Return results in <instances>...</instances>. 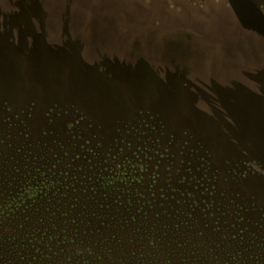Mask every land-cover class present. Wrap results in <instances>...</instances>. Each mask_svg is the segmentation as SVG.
<instances>
[{
    "label": "rangeland",
    "instance_id": "obj_1",
    "mask_svg": "<svg viewBox=\"0 0 264 264\" xmlns=\"http://www.w3.org/2000/svg\"><path fill=\"white\" fill-rule=\"evenodd\" d=\"M31 186L0 264H264V0H0V201Z\"/></svg>",
    "mask_w": 264,
    "mask_h": 264
},
{
    "label": "flooded vegetation",
    "instance_id": "obj_2",
    "mask_svg": "<svg viewBox=\"0 0 264 264\" xmlns=\"http://www.w3.org/2000/svg\"><path fill=\"white\" fill-rule=\"evenodd\" d=\"M94 181L96 182V186H98V188L100 187V184L103 183L100 180V176H96L94 178ZM90 184H93V183H90ZM100 188H102V187H100ZM100 188H99V190H100ZM96 190H98V189L96 188ZM101 190H103L104 192H106L108 190V193H111L110 190H112V189L111 188L110 189L109 188L108 189H104V187H103ZM34 192H36L37 194L33 195L32 193H34ZM26 193H27V195H22L20 193L19 194L20 196L19 195L17 196L15 193H12L11 197L7 198L8 200L2 201V202L0 201V215L7 217L10 214L9 213L10 211L18 209V207H21L22 209H25L28 206V203L32 204V202H33L32 199L33 198L34 199L35 198H40L41 199V197H44V198L47 199L46 202H44V203H46V205H44L42 202L39 203V204H36V208L41 209L39 212L42 213L45 210L44 208L47 207V203L48 204L51 203V199H53V196H47V191H45L44 193H41V188H39L38 186H31V188L29 189V192L26 191ZM71 198L72 197H64V199H65L64 203L67 200H70ZM67 203H68V201H67ZM70 203H71L70 207H73L72 204H74V203H72V202H70ZM49 207L52 208L53 206L50 205ZM47 209L48 208H46V210Z\"/></svg>",
    "mask_w": 264,
    "mask_h": 264
},
{
    "label": "trees",
    "instance_id": "obj_3",
    "mask_svg": "<svg viewBox=\"0 0 264 264\" xmlns=\"http://www.w3.org/2000/svg\"><path fill=\"white\" fill-rule=\"evenodd\" d=\"M33 195H36L37 193L34 192L32 193ZM2 211V210H1ZM4 213V212H3ZM2 214V213H1ZM21 232V237H19V242L20 244H24V245H28V244H32L35 245V241L37 240L36 237H34V232L31 231L30 234L28 235L27 233H24L23 230H20ZM38 243L40 244L41 241L38 239ZM38 245V244H36Z\"/></svg>",
    "mask_w": 264,
    "mask_h": 264
}]
</instances>
